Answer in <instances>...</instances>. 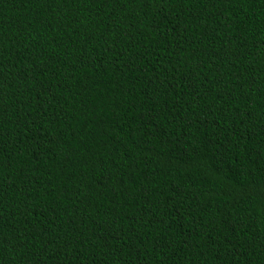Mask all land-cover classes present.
I'll return each mask as SVG.
<instances>
[{
    "label": "trees",
    "instance_id": "1",
    "mask_svg": "<svg viewBox=\"0 0 264 264\" xmlns=\"http://www.w3.org/2000/svg\"><path fill=\"white\" fill-rule=\"evenodd\" d=\"M0 264H264V0H0Z\"/></svg>",
    "mask_w": 264,
    "mask_h": 264
}]
</instances>
